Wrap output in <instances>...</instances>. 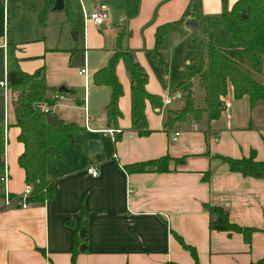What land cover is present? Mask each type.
<instances>
[{
    "label": "crops",
    "instance_id": "crops-1",
    "mask_svg": "<svg viewBox=\"0 0 264 264\" xmlns=\"http://www.w3.org/2000/svg\"><path fill=\"white\" fill-rule=\"evenodd\" d=\"M8 1L0 0V6L9 21ZM78 1L83 15L100 4H107L110 14L101 26L84 21L81 48L76 46L79 42L75 48L60 44L50 48L45 42L35 46L27 41L16 43V53L25 72L44 68L47 85L58 89L52 93L57 102L52 106L42 103L41 107L46 105L60 118L86 129L83 106L87 101L91 130L79 136L80 145L71 144L59 157L49 158L48 175L55 179L56 187L52 199L30 203L27 208L14 203L0 210V264H71L76 239V264H196L177 236L196 248L200 264H252L264 258V179L233 172L217 157L241 158L255 149L257 159L264 160V100L253 105L248 95L235 98L229 86L223 99L230 106L222 102L218 118L210 119L205 112L201 118L190 117L169 126V112L185 106L186 85L181 83L204 38L203 28L200 25L201 33L195 32L188 20L173 28L164 37L156 57L158 27L180 20L191 0H141L138 14L127 21L123 45L133 52L146 73L145 87L154 98L145 99V122L136 124L131 75L120 58L115 72L122 93L117 103L119 114L114 117L108 107L111 86L95 84L93 76L115 51L125 22L124 0ZM237 1L229 0L228 8L232 9ZM75 2L65 0L62 9L71 23L74 10H79ZM36 3L42 11L44 0ZM202 3L203 14L211 18L213 40L218 43L221 29H229L220 17L223 2ZM51 11L60 10L53 7L47 16ZM75 36L80 37V33ZM227 37H232L230 31ZM8 40L9 31L6 35L4 27L0 48L4 49L6 79ZM234 42L236 46L231 48L242 47ZM77 55L79 59L74 61ZM85 68L87 74L81 73ZM197 83L200 81L194 78L193 97L196 107L203 108L204 89L200 84L198 103ZM61 86L68 91L60 92ZM59 92L63 97H54ZM11 94L6 97L0 118L5 122L8 190L20 195L28 186L25 170L19 164L25 147L19 140L20 127L15 125L14 107L19 93ZM109 130L120 132L113 134ZM176 131L180 135L174 139ZM90 140L100 143V152L90 150ZM111 144L113 150L109 151ZM70 146L80 151L79 156H71ZM165 155L185 157V162L171 160L169 172L128 173L124 168ZM90 166L98 168V176L88 172ZM209 170L210 178L204 180ZM2 203L0 199V207ZM207 204L223 207L233 223L258 228L252 242H246L238 232L211 229Z\"/></svg>",
    "mask_w": 264,
    "mask_h": 264
},
{
    "label": "trees",
    "instance_id": "trees-1",
    "mask_svg": "<svg viewBox=\"0 0 264 264\" xmlns=\"http://www.w3.org/2000/svg\"><path fill=\"white\" fill-rule=\"evenodd\" d=\"M141 0H124L123 8L125 22L117 37V46L109 58L107 64L95 72L93 80L97 85H109L112 88L111 99L108 107L115 117L119 114L118 98L122 93V86L116 76V64L123 58L132 81V114L137 124L145 122V99L154 98L147 92L145 84L147 75L141 65L135 60L134 54L123 45L128 34L127 21L136 16L139 11ZM223 11L221 18L227 23L233 39L242 44L237 48L218 47L213 42L210 17L205 16L202 10V0H191L183 17L173 23H167L158 27L156 31V46L154 56L160 55V48L166 34L173 28L183 24L186 20L195 19L203 28L204 38L199 42L198 49L191 58V64L185 72L186 103L183 109L171 110L168 116V125L173 126L177 121L190 117L196 119L207 112L210 119L220 116L224 102L223 97L228 94L229 86L233 87L234 97L242 98L248 95L254 105L264 100V0H238L228 8V0H222ZM55 0H44V7L40 14L41 22H44L47 13L54 7ZM67 11L70 10L68 4ZM70 12V11H69ZM200 26V27H201ZM208 35L209 39L205 38ZM17 44L12 40L7 43V84L9 90L19 93L14 107L15 125L20 127L19 140L24 144V152L19 157V164L25 170L26 183L33 187L28 202L32 204L45 203L54 197L56 193L55 179L48 175V160L51 157H59L63 149L71 144L80 145L79 136L86 129L75 121L50 124L47 114L53 113L50 108L45 112L40 106L47 103L54 105L57 100L52 98V93L58 91L49 87L46 82L44 68L34 73L25 72L20 66L17 56ZM198 77L204 89L203 108H197L193 97V79ZM54 114V113H53ZM56 115V114H55ZM147 133V132H146ZM119 139V137H117ZM6 132L4 119L0 118V193L1 200L4 197V184L1 177L5 174L7 165ZM219 159L227 163L230 170L240 172L244 176L264 179V160L257 159L255 149L248 156L235 158L226 155H217ZM171 160L184 163L185 157L172 158L165 155L160 158L147 161H139L124 166L128 173L141 172H169ZM210 170L204 173V180H209ZM211 214L210 228L228 232H238L243 235L246 242L251 243L256 227L241 226L230 220L229 213L223 207L206 205ZM183 247L190 251L191 255L200 264L195 247L187 244L180 236H177ZM78 239L72 252L71 264H76ZM176 264V263H170ZM252 264H264V258Z\"/></svg>",
    "mask_w": 264,
    "mask_h": 264
},
{
    "label": "rangeland",
    "instance_id": "rangeland-1",
    "mask_svg": "<svg viewBox=\"0 0 264 264\" xmlns=\"http://www.w3.org/2000/svg\"><path fill=\"white\" fill-rule=\"evenodd\" d=\"M78 9L74 10V19L71 22L67 20V14L65 11L60 10L56 12H50L47 16V20L45 23L40 22V13H41V7L40 4H37V0H9L6 3V8L8 10L7 18L5 20L4 17H6V13L4 15V8L3 5L0 6V44L1 38L4 35V27L7 32L9 31V37L13 42L20 43V42H27L30 41L31 43H41L45 42L48 46H57V44H60V46H65L66 48H75L76 46L78 48H81L80 42H82V35L84 31V15L81 9L80 1L75 0ZM75 4V6H76ZM229 5V0H228ZM76 11V13H75ZM90 13V12H89ZM222 20V19H221ZM220 20V21H221ZM223 21V20H222ZM211 22V18H210ZM221 25H224L222 22H220ZM74 33H80V37L75 36ZM229 35V29L227 31H223L221 29L220 37L218 43H216L214 40V44L216 46H221L222 48L230 49L231 47L236 46V43L234 42V39L232 37L228 38ZM79 42L78 45H76ZM226 44V45H225ZM76 45V46H75ZM34 46V47H35ZM72 46V47H71ZM229 46V47H227ZM64 48V47H62ZM3 53L4 49L0 48V76H2L1 80L6 83V71L5 66L3 67ZM79 56L77 55L74 58V61L78 60ZM4 75V76H3ZM262 81L264 82V77H260ZM197 81H200L198 77H195ZM193 81V80H192ZM1 82V81H0ZM195 90H196V96L197 101L200 103V83L196 84ZM12 93L11 90H9V95ZM12 95V94H11ZM6 94L3 89H0V116L3 118V110L4 106L6 104ZM196 105V102H195ZM41 106V105H40ZM68 150L73 158H76L75 156H79L80 151L72 146ZM113 150V144L110 145L109 151ZM79 151V152H78ZM79 153V154H78ZM78 154V155H77ZM52 160L50 159V162Z\"/></svg>",
    "mask_w": 264,
    "mask_h": 264
},
{
    "label": "built area",
    "instance_id": "built-area-1",
    "mask_svg": "<svg viewBox=\"0 0 264 264\" xmlns=\"http://www.w3.org/2000/svg\"><path fill=\"white\" fill-rule=\"evenodd\" d=\"M109 16H110V14H109L108 5L107 4H100L92 12H90V13L84 12V21H85V24L93 23L95 25L101 26L109 19ZM2 46H6V43H3ZM81 73L87 74V69L86 68L82 69ZM0 87H1V89H3L5 91L6 96H8L9 95L8 94L9 93V87H8L7 81H6V83L1 81ZM54 97L62 98L63 95H62V93L59 92ZM167 101L170 102V99H168ZM225 103H226L227 107L230 106L229 102H225ZM42 109L45 112H49V110H50V108L47 107L46 105H44L42 107ZM83 109H84V113H85V120H84L85 127H86V129L91 130V127H90L91 116L89 114V107L87 105V101H85ZM109 132L115 134V133H118L120 131L117 132L114 130H109ZM179 135H180V132L176 131L175 136L173 138L176 139ZM87 170L94 177L99 175V170L95 166H90ZM1 181L4 184V188H3L4 197L2 198L3 203H2V206L0 207V210L3 208H8V207L12 206L14 203H17V205L19 207H22V208H27L30 206V202H28V198L30 197L32 190H33V187L31 185H28L26 187L23 194L16 195V194L10 193L8 190L9 174L7 172V169H6L5 174L1 177ZM0 198H1V196H0Z\"/></svg>",
    "mask_w": 264,
    "mask_h": 264
},
{
    "label": "water",
    "instance_id": "water-1",
    "mask_svg": "<svg viewBox=\"0 0 264 264\" xmlns=\"http://www.w3.org/2000/svg\"><path fill=\"white\" fill-rule=\"evenodd\" d=\"M65 7V0H55V5L54 8L56 10H62ZM188 25H190L193 30L197 33H201V27L200 24L197 20L195 19H191L187 21ZM77 33H74V35H76ZM206 39H209L208 35H205ZM263 72H264V62H263ZM59 91L60 92H67L68 88L66 86H61L59 87ZM219 106H222V102L219 103ZM47 121L50 124H58L60 125L62 123L61 119L57 117V115L53 114V113H48L47 114ZM89 148L90 150H92L93 152H100L101 151V145L98 141L96 140H90L89 143ZM1 196V194H0Z\"/></svg>",
    "mask_w": 264,
    "mask_h": 264
}]
</instances>
